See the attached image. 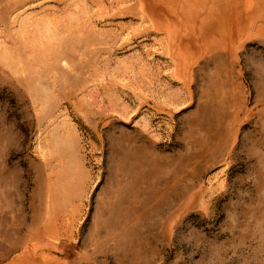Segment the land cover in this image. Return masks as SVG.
I'll return each mask as SVG.
<instances>
[{"label":"rangeland","instance_id":"rangeland-1","mask_svg":"<svg viewBox=\"0 0 264 264\" xmlns=\"http://www.w3.org/2000/svg\"><path fill=\"white\" fill-rule=\"evenodd\" d=\"M0 264H264V0H0Z\"/></svg>","mask_w":264,"mask_h":264}]
</instances>
